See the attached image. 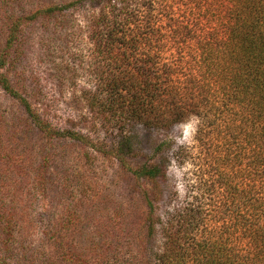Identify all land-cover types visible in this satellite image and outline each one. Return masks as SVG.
Wrapping results in <instances>:
<instances>
[{"label": "trees", "instance_id": "obj_1", "mask_svg": "<svg viewBox=\"0 0 264 264\" xmlns=\"http://www.w3.org/2000/svg\"><path fill=\"white\" fill-rule=\"evenodd\" d=\"M168 1L59 0L15 16L0 56V87L24 111L23 131L89 145L84 133L51 123L2 69L26 24L97 6L85 29L91 81L76 80L81 55L58 69L61 85L87 112L84 122L118 135L115 157L139 181L158 183L169 178L165 162L133 167L127 160L136 155L139 129L169 131L196 118L210 169L164 215L159 197L143 188L146 236L132 241L136 252L104 254L95 264H264V0H182L187 13L170 17ZM6 123L0 110V144ZM172 145L162 142L155 154ZM188 150L173 155L185 163ZM13 218L0 212V238L16 231Z\"/></svg>", "mask_w": 264, "mask_h": 264}, {"label": "rangeland", "instance_id": "obj_2", "mask_svg": "<svg viewBox=\"0 0 264 264\" xmlns=\"http://www.w3.org/2000/svg\"><path fill=\"white\" fill-rule=\"evenodd\" d=\"M58 1L20 0L10 5L0 0V56L15 16ZM182 2L165 4L168 17L187 13ZM95 8L90 2L73 14L26 24L23 40L11 49L12 58L2 69L51 123L62 130L80 131L91 143L63 137L50 140L34 127L23 131L24 111L0 87V110L7 122L0 144V212L13 215V222L18 223L12 236L0 238V264H95L96 257L104 254L135 253L132 241L146 232L148 207L142 189L159 197V214L164 215L209 172L196 118L169 131L139 129L136 155L127 160L133 167L165 162L169 178L158 183L139 181L115 157L118 135L84 122L87 112L74 103L70 88L61 85L58 69L71 62L69 57L81 55L73 65L79 67L76 80L80 85L91 81L85 29L88 14ZM164 141L171 142L172 149L156 155L155 148ZM179 147L191 152L185 163L173 155Z\"/></svg>", "mask_w": 264, "mask_h": 264}]
</instances>
